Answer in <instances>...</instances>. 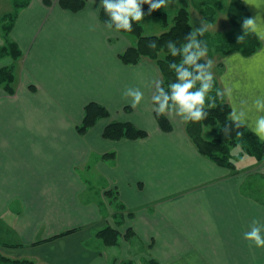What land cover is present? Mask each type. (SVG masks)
<instances>
[{
	"label": "crops",
	"instance_id": "crops-1",
	"mask_svg": "<svg viewBox=\"0 0 264 264\" xmlns=\"http://www.w3.org/2000/svg\"><path fill=\"white\" fill-rule=\"evenodd\" d=\"M59 1L31 0L18 10L9 38L22 57L0 61V70L14 65L16 73L13 95L0 88V253L34 264H264V248L243 238L253 219L264 223V161L245 166L236 154L237 172L217 165L199 153L178 116H167L172 132L162 131L151 101L162 81L156 63H122L134 40L106 28L101 0H85L78 13ZM182 1L156 10L167 27L160 16L144 17V34L166 32ZM187 1L191 22L195 14L211 36L232 31L228 22L226 31L211 32L227 15L207 23ZM239 1L250 18L264 19V0L259 9ZM150 21L157 26L145 33ZM3 35L0 28V46ZM260 41L251 56L207 53L231 109L264 96ZM130 87L143 93L136 107L124 95ZM90 103L110 117L82 136L77 127ZM113 121L131 122L148 137L107 140ZM208 131L206 140L216 138L218 130L207 138ZM110 191L118 193L114 203ZM107 227L119 233L117 245L98 237Z\"/></svg>",
	"mask_w": 264,
	"mask_h": 264
},
{
	"label": "trees",
	"instance_id": "trees-1",
	"mask_svg": "<svg viewBox=\"0 0 264 264\" xmlns=\"http://www.w3.org/2000/svg\"><path fill=\"white\" fill-rule=\"evenodd\" d=\"M30 1L17 0L16 8L20 10L29 5ZM48 3L46 1V4ZM59 4L63 9L74 13L83 11L87 6L85 0H60ZM192 4L207 23H214L219 14L225 13L232 25V31L226 34L211 36L205 32L202 37H198V39L206 42L208 53L211 56L218 54L222 57L233 52H241L245 56H251L261 47V41L254 34L244 35L242 40H238V37L243 35L244 32L242 28L243 20L250 18V14L241 1L192 0ZM189 5L190 3L187 0L181 2V7L174 18L173 25L159 36H146L142 22L137 23L135 21L132 24L131 32L120 31L121 34L134 40V44L120 55L119 58L122 63L129 66H137L143 59L147 58L152 60L158 66L162 75L161 84L167 90L169 84L176 79L175 72L169 68V65L173 62L178 63L180 60V57H173L168 52L167 43L172 41L176 43L177 47H180L186 42L185 37L190 31L195 29L191 22ZM142 10L145 13L144 17H151L152 15L160 16L166 24L165 27L168 26L166 14H156V11H152L149 14V5L147 4L142 5ZM16 17L17 14L12 16L11 24L0 27L5 34V44L0 46V60L9 57L16 62L22 57L19 46L9 38ZM101 20L104 24L108 20L104 9L101 12ZM153 42L156 45L155 48L149 46ZM201 62L203 63L204 61L202 60ZM15 84V66L11 65L1 69L0 88H5L9 94L13 95L15 93ZM216 90H219V85L214 79V88L211 93L213 96H215ZM206 111L208 115L204 120L199 122H186V132L201 155L212 160L217 165L235 172H237L235 156L238 150H243L246 156L255 159L257 163L264 161V142L260 141L255 134L249 132L246 127L235 129L233 126L232 131L228 135L224 134V126L231 124L229 114L232 111L224 96L223 98H217L215 108L206 109ZM154 113L156 121L162 131L166 133L172 132L173 126L168 117L166 115H157L156 112ZM109 117L110 112L104 106L97 103H90L85 107V116L81 125L77 127V131L83 136L94 128L100 120ZM214 126L218 127L216 138L206 140L204 138V129ZM237 132L242 134L238 135ZM103 137L111 141L139 140L148 137V133L136 127L131 122L113 121L105 128ZM114 157V153L106 154L105 156L106 159H114ZM115 195L113 191L107 193L109 199H112V203L118 199V193L117 197ZM71 232H67L61 236L68 235ZM98 237L108 246L117 245L120 240L119 233L110 227L100 231ZM0 264L34 263L31 261L11 260L0 253Z\"/></svg>",
	"mask_w": 264,
	"mask_h": 264
},
{
	"label": "clouds",
	"instance_id": "clouds-1",
	"mask_svg": "<svg viewBox=\"0 0 264 264\" xmlns=\"http://www.w3.org/2000/svg\"><path fill=\"white\" fill-rule=\"evenodd\" d=\"M168 2L169 0H101V5L108 16L105 26L117 32H131L133 22L139 23L144 19L142 5H149L150 14L166 7ZM245 3L258 9L260 7L258 0H245ZM242 28L244 32L238 40H242L244 35L254 34L259 40L264 41V19L260 16L245 18ZM207 30L208 26L202 24L190 31L185 37L186 42L180 47L172 41L167 43L168 52L173 57H180V60L169 65V68L174 70L176 79L169 84L167 90L161 82H155V92L151 101L157 115L178 116L184 122H199L207 117L206 109L215 108L217 98H223L225 95L220 90H216L215 96L211 94L214 88L212 73L214 63L211 59H205L208 53L207 44L198 39ZM149 46L156 47L154 42ZM124 95L130 98L132 107L138 106L144 98L139 88L130 87ZM227 95L230 97L231 92L229 91ZM229 118L231 124L223 128L225 135L232 131L233 126L235 129L248 127L259 140L264 141V96L255 97L250 106L245 105L239 110L234 106ZM243 238L257 248H264V223L253 219L250 230L243 234Z\"/></svg>",
	"mask_w": 264,
	"mask_h": 264
},
{
	"label": "rangeland",
	"instance_id": "rangeland-1",
	"mask_svg": "<svg viewBox=\"0 0 264 264\" xmlns=\"http://www.w3.org/2000/svg\"><path fill=\"white\" fill-rule=\"evenodd\" d=\"M16 1L17 0H0V21H1L2 26L11 24L12 16H14L18 13V8H16ZM18 1H25V0H18ZM195 16L196 15L194 14V17H192V25L196 29V28H199L201 26V24H200V22H197L195 20ZM223 17L226 18L225 15ZM228 22L229 21H226V19H223V21H219L218 24L213 25L211 27V32L222 33L224 31H226V29L228 28ZM155 26H157V23H155V21H150L149 25H145V33H151L152 31H154ZM0 61H2V60H0ZM217 130H218L217 126L209 127V131L206 133L207 138H209L210 137L209 135H212V133L217 132ZM236 152H237L238 156L246 157V160L243 162V164L245 163V166L249 165L251 161L253 162V160L251 158H249L248 156L245 155L243 150H238ZM240 163L241 162H239V164Z\"/></svg>",
	"mask_w": 264,
	"mask_h": 264
}]
</instances>
